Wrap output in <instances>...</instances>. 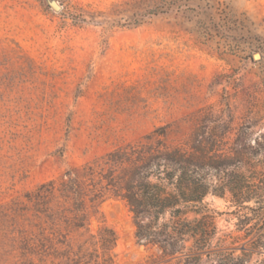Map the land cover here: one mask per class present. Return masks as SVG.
Segmentation results:
<instances>
[{"label": "rangeland", "instance_id": "obj_1", "mask_svg": "<svg viewBox=\"0 0 264 264\" xmlns=\"http://www.w3.org/2000/svg\"><path fill=\"white\" fill-rule=\"evenodd\" d=\"M56 1L0 0V264H158L123 201L29 199L155 129L187 143L200 109L264 134V0ZM205 202L234 229L227 195Z\"/></svg>", "mask_w": 264, "mask_h": 264}, {"label": "trees", "instance_id": "obj_2", "mask_svg": "<svg viewBox=\"0 0 264 264\" xmlns=\"http://www.w3.org/2000/svg\"><path fill=\"white\" fill-rule=\"evenodd\" d=\"M197 114L210 128L187 143L169 142L167 127L155 129L69 171L66 181L41 185L29 201L62 200L83 214L86 201L119 199L132 216L136 242L153 248L158 264H264V134L252 141L243 135L247 125L231 139L232 110ZM210 194L229 197L233 230L218 229V213L205 202Z\"/></svg>", "mask_w": 264, "mask_h": 264}, {"label": "water", "instance_id": "obj_3", "mask_svg": "<svg viewBox=\"0 0 264 264\" xmlns=\"http://www.w3.org/2000/svg\"><path fill=\"white\" fill-rule=\"evenodd\" d=\"M47 4L56 12L61 10V6L58 4L56 0H46ZM256 59L259 58L258 55L255 56Z\"/></svg>", "mask_w": 264, "mask_h": 264}]
</instances>
